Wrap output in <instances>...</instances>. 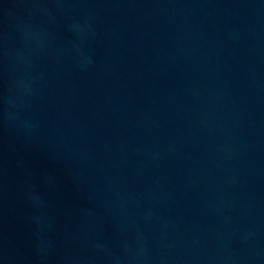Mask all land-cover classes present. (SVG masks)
<instances>
[{"label":"water","instance_id":"95a60500","mask_svg":"<svg viewBox=\"0 0 264 264\" xmlns=\"http://www.w3.org/2000/svg\"><path fill=\"white\" fill-rule=\"evenodd\" d=\"M0 264H264V0H0Z\"/></svg>","mask_w":264,"mask_h":264}]
</instances>
